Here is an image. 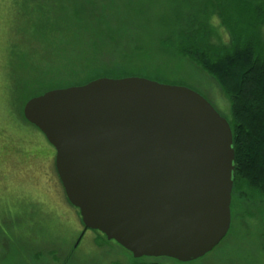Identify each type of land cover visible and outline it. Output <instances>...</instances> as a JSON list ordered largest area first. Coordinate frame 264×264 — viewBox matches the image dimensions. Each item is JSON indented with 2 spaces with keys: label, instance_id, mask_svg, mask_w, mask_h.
<instances>
[{
  "label": "water",
  "instance_id": "1",
  "mask_svg": "<svg viewBox=\"0 0 264 264\" xmlns=\"http://www.w3.org/2000/svg\"><path fill=\"white\" fill-rule=\"evenodd\" d=\"M22 115L53 148L83 227L134 259L191 262L227 236L231 129L197 92L140 77L99 78L33 97Z\"/></svg>",
  "mask_w": 264,
  "mask_h": 264
},
{
  "label": "trees",
  "instance_id": "2",
  "mask_svg": "<svg viewBox=\"0 0 264 264\" xmlns=\"http://www.w3.org/2000/svg\"><path fill=\"white\" fill-rule=\"evenodd\" d=\"M8 13L7 109L99 78L140 77L147 72L137 65L157 69L160 56L181 69L187 62L214 79L230 105L231 225L237 204L264 200V0H11ZM213 17L229 34L226 44ZM126 38L134 43L121 45ZM110 47L118 48L106 57L113 61L94 65Z\"/></svg>",
  "mask_w": 264,
  "mask_h": 264
},
{
  "label": "rangeland",
  "instance_id": "3",
  "mask_svg": "<svg viewBox=\"0 0 264 264\" xmlns=\"http://www.w3.org/2000/svg\"><path fill=\"white\" fill-rule=\"evenodd\" d=\"M10 3L0 0V264H264V200L257 198L236 203L240 211L235 209L227 236L205 256L186 263L164 257L134 259L115 242L84 229L77 209L65 199L54 168L53 148L34 126L23 121L24 105L7 109L2 60L10 40ZM212 24L219 41L226 44L228 32L216 17ZM139 42L145 46L148 39ZM124 43H134V39L120 42ZM117 50L104 49L100 54L105 58L92 63L108 66L114 58L106 57L116 56ZM157 60V69L137 65L147 72L138 76L188 87L220 116L229 118L230 105L214 79L187 62L181 69L170 57ZM36 64L32 61L28 70Z\"/></svg>",
  "mask_w": 264,
  "mask_h": 264
},
{
  "label": "flooded vegetation",
  "instance_id": "4",
  "mask_svg": "<svg viewBox=\"0 0 264 264\" xmlns=\"http://www.w3.org/2000/svg\"><path fill=\"white\" fill-rule=\"evenodd\" d=\"M84 229H85V228H84ZM95 233H96L97 235L103 236V235H102V234H100L99 232H96V231H95Z\"/></svg>",
  "mask_w": 264,
  "mask_h": 264
}]
</instances>
